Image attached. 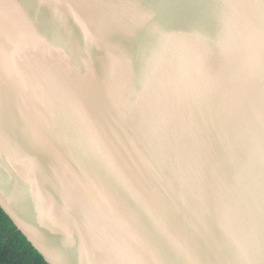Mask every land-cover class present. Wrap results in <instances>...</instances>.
<instances>
[{
    "label": "water",
    "instance_id": "water-1",
    "mask_svg": "<svg viewBox=\"0 0 264 264\" xmlns=\"http://www.w3.org/2000/svg\"><path fill=\"white\" fill-rule=\"evenodd\" d=\"M0 206L49 264H264V0H0Z\"/></svg>",
    "mask_w": 264,
    "mask_h": 264
},
{
    "label": "trees",
    "instance_id": "trees-1",
    "mask_svg": "<svg viewBox=\"0 0 264 264\" xmlns=\"http://www.w3.org/2000/svg\"><path fill=\"white\" fill-rule=\"evenodd\" d=\"M0 264H49L1 206Z\"/></svg>",
    "mask_w": 264,
    "mask_h": 264
}]
</instances>
